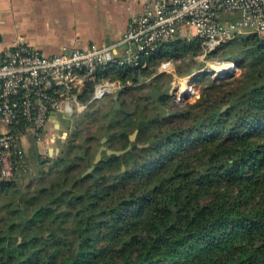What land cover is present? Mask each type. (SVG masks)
Returning <instances> with one entry per match:
<instances>
[{
    "label": "trees",
    "instance_id": "trees-1",
    "mask_svg": "<svg viewBox=\"0 0 264 264\" xmlns=\"http://www.w3.org/2000/svg\"><path fill=\"white\" fill-rule=\"evenodd\" d=\"M200 52L197 42L173 39L146 67L99 79L137 82L167 58L193 55L188 74ZM209 58L244 71L197 75L195 82L206 83L201 95L171 117L157 106L136 119L111 109L104 132L87 138L76 162L62 156L61 163H72L60 177L1 201L0 264H264V36L239 35ZM141 120L147 123L130 150L104 151L83 177L104 137L109 149H126ZM27 133L24 126L17 132ZM33 152L41 159L36 146ZM28 162L24 151L0 192L27 178Z\"/></svg>",
    "mask_w": 264,
    "mask_h": 264
},
{
    "label": "built area",
    "instance_id": "built-area-1",
    "mask_svg": "<svg viewBox=\"0 0 264 264\" xmlns=\"http://www.w3.org/2000/svg\"><path fill=\"white\" fill-rule=\"evenodd\" d=\"M226 11H236L240 18L222 20ZM250 34L264 36V0H144L118 42L63 46L50 56L30 44L15 43L0 53V183L13 177L14 165L23 157L17 134L21 127L35 135L50 127L57 130L64 119H73L122 88L120 78L99 79L100 73L146 67V58L173 39L197 42V60L205 68L180 78L175 77L174 59L159 67V74L174 75L170 94L183 104L196 93L197 75L210 70L224 78L238 72L235 62H212L208 57L237 36Z\"/></svg>",
    "mask_w": 264,
    "mask_h": 264
},
{
    "label": "rangeland",
    "instance_id": "rangeland-1",
    "mask_svg": "<svg viewBox=\"0 0 264 264\" xmlns=\"http://www.w3.org/2000/svg\"><path fill=\"white\" fill-rule=\"evenodd\" d=\"M239 18H240V14L236 11H226L224 12V14H222V20L231 19L237 21ZM171 59H174V63L177 69L175 77H180V78H184L192 75L195 72V69H197L198 66L201 64L200 61L197 60L196 58V64L194 65L192 71L187 74L186 69L190 67L187 65L190 63V61L195 60V57L193 55H188L186 57L180 56ZM208 60L212 62L229 61V60H215L209 57ZM191 64L192 62L189 65ZM157 68L158 67H156V69H154V71L151 72L149 75L140 77V79L137 82L134 81L132 77H129L126 80L120 77V80L122 82L121 89H119L115 93L108 95L106 98H104L101 101L92 103L85 112L78 114L73 119H68L66 122L62 123L61 128L57 130L50 127L47 128V132H43L41 134L35 135L34 133L29 132L26 135L20 136L19 138L20 146L27 153L29 159L28 166L30 168V173L28 174L25 180L19 181L15 179L12 188L6 189L5 191L2 190L3 192H0V204L2 203L1 201H6L8 200V198L11 199L13 198L18 200L19 196H16L17 195L16 190H19V192H23L24 194L31 195L30 192L35 190L37 187H39V185L41 186L48 185L50 182L54 181V179L60 177L61 175H59V172L72 163V162H68L67 164L61 163L60 159L62 158V156H64V158H66L69 161H73L74 157H78L79 154L82 152L80 149L81 148L84 149V147H87L89 145V143L86 142L89 136L95 134V132L98 130L104 132V127H106L107 124V120L104 117L107 115V119H108L109 111L111 109L124 110L127 113L135 112L133 117H135L136 119L139 118L140 116L150 117V114L152 113L150 108L152 109L157 106L159 110L158 113L161 116L167 117L170 115L171 117V115L176 110H179V108L185 107L189 103H194L199 98L198 96L201 95V92L204 90L206 86V83L198 84L197 82H195L197 84V87L194 96L188 99L186 103L179 104L174 100L173 96H171L170 94L173 86L172 82H174L175 80L174 75L168 73L159 74V68L158 69ZM243 71L244 70L238 69V72L234 73L235 77H240ZM161 75L163 76V78L157 80L156 78ZM211 75H213L212 78L214 77L215 79L222 78V77H217L215 73ZM158 88H165V89L160 90ZM153 90L161 93L160 96L157 95L159 101H156L154 99L152 95ZM164 92L165 95L162 94ZM144 96L151 97V99L144 98ZM159 105L166 110L164 114L161 113ZM97 114L99 117L101 116L102 119L92 124L91 122L94 120L95 117H97ZM141 121H145V120H141ZM137 136L133 141L130 140L131 146L132 143L136 142ZM103 139L100 141L101 146L102 145L106 146L105 142H102ZM76 144H78V146H76ZM145 145L146 144H144V142H141L139 144L140 147H143ZM35 146L38 149L41 159H39L37 155L33 154L34 153L33 147ZM100 147L98 148L97 153ZM128 147L126 149H128ZM68 150H70V153L67 152ZM96 155L93 160V166H90L84 172L83 177L86 176L88 173H90L93 170L94 165H96L95 164ZM76 161L77 159L74 160V162ZM62 176H64V173ZM12 179L13 177L10 180Z\"/></svg>",
    "mask_w": 264,
    "mask_h": 264
},
{
    "label": "crops",
    "instance_id": "crops-1",
    "mask_svg": "<svg viewBox=\"0 0 264 264\" xmlns=\"http://www.w3.org/2000/svg\"><path fill=\"white\" fill-rule=\"evenodd\" d=\"M144 0H0V53L15 43L47 56L63 46H104L123 39ZM68 119H64L62 123Z\"/></svg>",
    "mask_w": 264,
    "mask_h": 264
},
{
    "label": "water",
    "instance_id": "water-1",
    "mask_svg": "<svg viewBox=\"0 0 264 264\" xmlns=\"http://www.w3.org/2000/svg\"><path fill=\"white\" fill-rule=\"evenodd\" d=\"M205 66H206L205 63H201V64L198 66V68L195 69V71H197V70H201V69L205 68ZM160 94H161V93L156 92L155 90L152 91V95H153V97H154V99H155L156 101H159L157 95L160 96ZM162 94L165 95V92L162 93ZM159 108H160V110H161V113L164 114V113L166 112V110L163 109L160 105H159ZM145 123H146V121H141V122H139V124L137 125V129H136V130L134 131V133L130 136V140L133 141V140L136 138V136H137L139 130L141 129V127H142ZM59 128H61V123H60L59 125H57V129H59ZM106 139H107V138H104L102 142H105ZM131 147H132V146L130 145V146L128 147V149H126V150L115 151V150L108 149V147L105 146V145H102V146L100 147V149H99L97 155H96L95 164H97V163H99V161H101V159H102V154H103L104 151H106V153H107L109 156H111L112 154H115V155H121V154H124L126 151L130 150Z\"/></svg>",
    "mask_w": 264,
    "mask_h": 264
},
{
    "label": "bare ground",
    "instance_id": "bare-ground-1",
    "mask_svg": "<svg viewBox=\"0 0 264 264\" xmlns=\"http://www.w3.org/2000/svg\"><path fill=\"white\" fill-rule=\"evenodd\" d=\"M216 66V65H215ZM216 69H220V68H216Z\"/></svg>",
    "mask_w": 264,
    "mask_h": 264
}]
</instances>
